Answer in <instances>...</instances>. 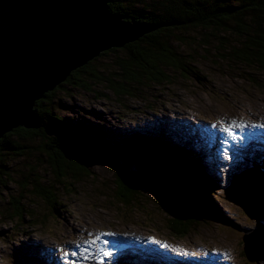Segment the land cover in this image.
<instances>
[{
    "label": "rangeland",
    "instance_id": "obj_1",
    "mask_svg": "<svg viewBox=\"0 0 264 264\" xmlns=\"http://www.w3.org/2000/svg\"><path fill=\"white\" fill-rule=\"evenodd\" d=\"M209 30L190 28L175 34L182 41L172 45L188 59L194 75L170 69L168 82L144 87L137 97H117L104 84L87 81L89 72L113 70V60L122 56L116 51L91 60L86 72L52 94L53 113L81 122L87 139L93 137L99 144L122 147L132 139L116 136L133 133L185 142L214 180L211 189H205L212 199L206 220L199 216L183 236L175 235L160 197L140 189L137 203L125 207L116 199L112 171L97 158L83 162L89 174L76 179L61 171V178L51 171L47 155L39 149L42 140L36 137L19 155L17 150L1 152L0 174L7 175H0V264H264L263 258L246 259L242 241L247 230L264 221V205L250 218L226 199L233 180L236 183L243 172L257 166L264 175V75L220 61L218 54L224 50L217 49ZM79 81L87 86L77 85ZM232 121L248 127H232L229 134L224 129ZM15 136L7 139L15 143ZM37 178L53 186L55 210L32 192L31 182ZM10 201L27 211L21 224L11 210L2 213Z\"/></svg>",
    "mask_w": 264,
    "mask_h": 264
},
{
    "label": "trees",
    "instance_id": "obj_2",
    "mask_svg": "<svg viewBox=\"0 0 264 264\" xmlns=\"http://www.w3.org/2000/svg\"><path fill=\"white\" fill-rule=\"evenodd\" d=\"M105 1L110 13L125 21L141 23L151 28L136 40L119 47L120 49L110 48L99 54L113 55L116 51L122 53L119 59L113 60L114 71L111 69L107 74L89 72L87 81L104 84L117 97H137L144 87L168 82L167 72L170 69L194 75L196 71L188 66V59L178 54L174 44L172 45L173 42L182 41L175 36L177 32L190 28L210 29V35L215 36L218 43L217 49L224 50V54H218L220 61L235 63L249 72L264 75V0ZM201 41L203 45L209 43L204 37ZM91 60L72 70L53 92L45 93L35 102L32 110L37 128L17 127L0 137V157L3 149L17 150L19 155L22 148L30 146L28 143L40 137L42 141L39 149L47 155L51 171L61 178L63 176L60 172L63 171L76 179L89 174L88 167L83 162L97 158L112 171L116 199L125 207L136 204L137 198L144 191L139 189L135 181L155 184L161 190L168 191L177 203L179 212L183 214L184 209L188 214L178 218L172 212L173 216L169 221L171 232L183 236L191 223L200 220L199 216L206 220L204 216L208 217L211 211L209 202L212 199L205 189L210 190L214 180L204 170L198 153L189 149L185 142L172 141L167 137L162 139L163 137L151 136L152 134L143 137L148 139H143L139 133L131 136L119 134L116 136L118 139H132L124 142L122 147L117 143L109 144L110 142L99 144L93 141V137L87 139V128L82 127L81 122L65 120L62 115L53 113L55 108L52 107V94L64 82L72 83L81 73L86 72L85 68H89ZM245 79L255 83L253 77ZM81 82L77 85L87 86L85 81L84 84ZM9 135H16L17 142L12 143L7 139ZM99 135H102L101 130ZM261 163L264 168V161L261 160ZM33 172L31 170L30 174ZM1 174L7 175L5 172ZM27 182L28 179H25L23 183L28 184ZM31 183L32 192L41 197L48 208L53 209V204L57 202L56 192H52L53 186L40 183L38 178ZM12 202L19 204L13 198ZM19 207L10 201L9 207L2 213L8 214L11 210V216L18 220L16 224H21L25 218L23 214L27 211Z\"/></svg>",
    "mask_w": 264,
    "mask_h": 264
},
{
    "label": "water",
    "instance_id": "obj_3",
    "mask_svg": "<svg viewBox=\"0 0 264 264\" xmlns=\"http://www.w3.org/2000/svg\"><path fill=\"white\" fill-rule=\"evenodd\" d=\"M150 29L110 13L105 0H0V137L17 127L37 128L32 108L38 99L72 70ZM135 182L160 197L170 215H188L179 212L168 191ZM226 199L250 218L259 215L264 205L261 169L254 166L233 180ZM247 231L242 236L246 259H264V229L259 223Z\"/></svg>",
    "mask_w": 264,
    "mask_h": 264
},
{
    "label": "snow or ice",
    "instance_id": "obj_4",
    "mask_svg": "<svg viewBox=\"0 0 264 264\" xmlns=\"http://www.w3.org/2000/svg\"><path fill=\"white\" fill-rule=\"evenodd\" d=\"M232 127H238V128L243 129V128L248 127V126H247V125H244L243 123H239V124H238L236 121H232L230 127L225 128L224 131H226V132H228L229 134H231V128H232ZM251 127H261V126H259V125H252ZM261 229H264V221H261ZM97 239H98V237H97ZM85 243H88V241H86ZM90 243H93V244H94V243H96V240H92V241H90ZM105 243H107V241H105ZM77 247H80V246L77 245ZM87 251H88V250L85 248V249H84V252L86 253ZM64 255L67 257V256L69 255V253L65 252ZM70 255L74 257V256L77 255V253H76V252H71ZM103 255H104V256H109L110 253H109V252H104ZM83 259H84V260H87V259H88V256L85 255V256L83 257ZM65 264H76V261H70V260H69V261H66ZM100 264H103V261H101Z\"/></svg>",
    "mask_w": 264,
    "mask_h": 264
},
{
    "label": "bare ground",
    "instance_id": "obj_5",
    "mask_svg": "<svg viewBox=\"0 0 264 264\" xmlns=\"http://www.w3.org/2000/svg\"><path fill=\"white\" fill-rule=\"evenodd\" d=\"M211 196V195H210ZM115 243H118V242H115ZM172 260H173V257H172Z\"/></svg>",
    "mask_w": 264,
    "mask_h": 264
}]
</instances>
